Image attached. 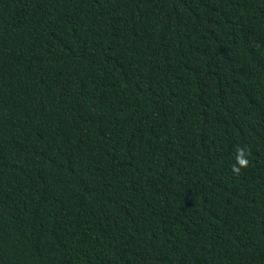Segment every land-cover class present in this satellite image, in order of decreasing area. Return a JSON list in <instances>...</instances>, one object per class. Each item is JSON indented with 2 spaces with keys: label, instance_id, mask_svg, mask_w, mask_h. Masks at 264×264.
Wrapping results in <instances>:
<instances>
[{
  "label": "trees",
  "instance_id": "obj_1",
  "mask_svg": "<svg viewBox=\"0 0 264 264\" xmlns=\"http://www.w3.org/2000/svg\"><path fill=\"white\" fill-rule=\"evenodd\" d=\"M0 264H264V0H0Z\"/></svg>",
  "mask_w": 264,
  "mask_h": 264
}]
</instances>
